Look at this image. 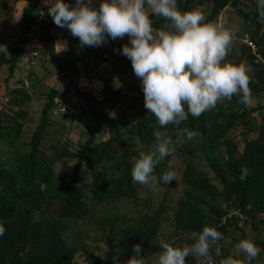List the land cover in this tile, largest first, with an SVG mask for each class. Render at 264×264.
<instances>
[{
	"label": "trees",
	"instance_id": "16d2710c",
	"mask_svg": "<svg viewBox=\"0 0 264 264\" xmlns=\"http://www.w3.org/2000/svg\"><path fill=\"white\" fill-rule=\"evenodd\" d=\"M64 2L70 6L75 4V0ZM203 4L210 7L205 21L214 23H218L223 10L233 7L243 18L248 29L246 32L257 42L264 56V33H261L264 21L258 16V0H177L178 9L182 12L195 11L197 5ZM39 8H46L44 0H28L22 10L16 39L8 52L0 51V67L8 66L9 78L13 76L24 54L30 51L34 33L32 26ZM149 14L154 28H161L167 22L151 12ZM38 28L41 53L58 64L61 77L67 82V91L74 89L77 95L86 100L95 124L90 137L78 151L58 141L48 143L46 135L51 124V113L60 96L59 89L52 87L36 129L28 141H23L28 148L18 151L13 167L0 161V224L6 229L0 237V264H76L74 259L78 247L69 244L66 239V232L72 222L85 219L97 205L112 204L124 197L138 199L139 183L133 182L131 177L132 158H138L141 151L147 154L152 150L154 133L157 131L172 140L184 139L181 145L183 151L194 157L201 153L214 174L211 177L204 172L194 157L186 162L182 179L187 188L177 200L174 213L176 233L183 235L191 245L195 242L191 238L192 233L202 231L204 226L214 227L222 236L230 237V244L221 239L210 249V256L215 258V249L220 244L218 264L229 256L244 259L243 253L234 255L231 252V248L241 239H250L258 248L264 249V239H253L244 229L250 225L258 234L262 233L261 227L264 226V102L249 108L238 103L239 97L234 96L231 101L225 99L218 102L214 109L198 118L189 115L178 126L170 123L161 127L154 114L145 111L140 78L137 77L129 86L133 93L128 96L122 86L108 77L104 79L103 88V94L108 98L98 99L80 88L83 59L77 56L75 50H71L67 57L57 50L56 30L63 28L58 27L48 13L40 19ZM112 44L110 50L103 44V50L115 54V47L119 46ZM86 48L95 61L103 58L97 56L90 46ZM232 49L239 64L244 63L254 69L249 74L252 94L264 95V63L256 61L250 47L243 41L236 40ZM31 99L32 95L26 87L9 90L6 101L9 114L0 109V138H5L12 145L19 144L24 128L22 120L28 114L26 104ZM126 101L129 108L139 109L136 121L131 123L97 110L98 104L110 102L117 106ZM254 112H258L256 117L252 115ZM102 125L110 126L112 135L107 140L96 142ZM239 127L243 129L244 135L242 149L239 142L229 136ZM185 128L200 135L189 140L186 134L181 135ZM194 141L197 145H193ZM113 143H117L118 150ZM64 159L75 160L73 167L58 172L56 165ZM170 159V155L164 157L150 175L159 186L177 188L179 182L176 179L169 184L162 181L164 172L176 170ZM245 167L249 175L242 181L241 169ZM85 168L93 181L90 192L80 187ZM232 209H239L246 218L240 220L235 215L228 217ZM166 210V203L162 202L156 210L144 213L137 219L114 215L102 220L107 246L104 258L87 250L88 261L91 264H116L120 251L132 257L133 245L140 244L146 264L150 254L161 250L154 241L160 235ZM237 233H241L242 237L237 236ZM223 242L225 245H222ZM260 257L261 251L251 264H258ZM207 260H204L205 264ZM185 264H199V260L191 254L185 258Z\"/></svg>",
	"mask_w": 264,
	"mask_h": 264
},
{
	"label": "clouds",
	"instance_id": "9594fccd",
	"mask_svg": "<svg viewBox=\"0 0 264 264\" xmlns=\"http://www.w3.org/2000/svg\"><path fill=\"white\" fill-rule=\"evenodd\" d=\"M48 15L60 28H67L73 37H78L82 46L99 47L112 40L130 38L122 46V54L131 60L135 75L142 81L145 108L154 114L161 127L170 123L180 125L188 116L199 117L214 109L218 102L231 101L238 96V103L248 105L252 92L249 87L250 73L254 69L244 63L225 62L235 37L222 23L206 22L198 11H180L177 0H101L99 8L92 0H75L70 6L64 0H44ZM164 18L161 28H154L150 14ZM258 16L264 21V0H258ZM66 42L58 45V52L66 51ZM187 109V111L185 110ZM193 140L200 134L187 128L181 135ZM155 143L149 153L141 151L133 157L131 177L141 185L150 183L154 167L171 155L173 141L157 131ZM249 175L245 167L240 179ZM176 178L174 171H166L162 181L169 184ZM0 224V237L5 234ZM195 242L189 247H174L161 240L162 251L158 264H185L191 254L210 257V249L223 239L230 244L231 238L224 237L214 227L204 226L202 231L193 232ZM235 248L244 254V259L232 256L220 264H251L260 249L250 239H241ZM133 256L126 264H145L140 244L133 245ZM216 255L220 249H215ZM207 264H213L209 258Z\"/></svg>",
	"mask_w": 264,
	"mask_h": 264
},
{
	"label": "rangeland",
	"instance_id": "374dc122",
	"mask_svg": "<svg viewBox=\"0 0 264 264\" xmlns=\"http://www.w3.org/2000/svg\"><path fill=\"white\" fill-rule=\"evenodd\" d=\"M27 2L28 0H0V51L4 50L8 52L9 46L16 39L22 10ZM146 10L149 13L151 12L149 8H146ZM209 10L208 4L197 5L195 9V11L202 13L204 17H206ZM218 23L224 24L230 30H235L236 36H242L248 31L243 18L231 6L221 12L218 17ZM261 33H264V28ZM32 36L30 50L34 54L30 59L24 57L18 63L12 77L9 78L7 65L0 67V109L2 108L4 113L9 114V105L6 104V101L10 89L26 87L32 95V99L26 104L28 114L22 120L24 128L19 144L12 145L5 138H0V161L8 167L15 165L16 154L19 150H26L28 148L27 145L23 144V141H28L36 129L46 97L52 87L59 89L60 96L57 99V106L51 113V124L48 127L46 135L48 143L58 141L61 144L67 145L70 149L78 151L90 137L95 124L93 117L89 114L86 100L82 96L77 95L74 89L67 91V82L62 79L58 64L53 62L49 56L41 53L40 40L34 33H32ZM129 40L130 38L127 35L123 39H107V43L104 44L107 50H110L113 46L112 42L119 46L115 47V54L103 50L102 46H90L97 56H103L102 59L95 61L90 50L80 44L79 38L73 37L67 28H63L57 33L56 47L58 50V45H63L66 42L67 50L60 52L67 57L71 50H75L77 56L83 59V71L79 77L81 90L98 99H107L108 96L103 94V88L104 79L108 77H111L113 82L122 86L126 95L131 96L133 93L129 86L136 80L137 76L134 73L131 60L125 58L122 54V46L125 44H129L130 46ZM235 41L234 39L225 62L238 65L239 63L236 61L237 56L234 55V50L232 49ZM116 55L122 57L117 58ZM263 102L264 95L252 94L251 102L247 107L251 108ZM97 110H103L108 116H117L130 123L136 121V114L139 112V109L129 108L128 101L120 103L117 106H113L110 102H106L104 105L98 104ZM145 111L148 112L147 109ZM257 113L254 112L252 115L256 117ZM242 131L243 129L239 127L229 135L239 142L240 149L243 148L244 143ZM111 135L112 128L102 125L101 131L97 134L96 142L107 140ZM172 141L173 143L170 147L174 149V152L170 155V161L176 168L175 179L179 182L178 187L165 188L159 186L157 180L150 175V183L148 185L139 184L138 199L124 197L112 204L97 205L85 219L73 221L71 227L66 232V239L69 244L78 247V253L74 259L76 264H91L87 258V250L93 252L97 257L104 258L107 246L104 241L102 220L114 215H126L127 217L137 219L144 213H151L153 210H156L162 202L166 203L167 210L163 216V227L160 235L154 243L160 245V241L163 240L174 247L191 246L184 239L183 235L176 233L174 213L177 208V200L183 196L187 188L186 183L182 179V170L186 162L192 160L194 156L183 151L181 145L185 142L184 139ZM113 145L117 150L119 149L117 143H113ZM193 145H197V142L194 141ZM136 147L138 148L139 145ZM194 161L204 172L214 177L213 172L207 166L201 153H198L194 157ZM74 162L75 160L73 159H64L56 165V169L58 172L71 169ZM92 183V178L85 168L83 178L80 181V187L86 192H90L89 188ZM261 228L262 233L258 234L252 230L250 225L245 226L244 229L251 238L260 237L264 239V226ZM237 236L242 237V234L237 233ZM222 245H225V243L223 242ZM259 249L261 257L258 260V264H264V249ZM161 251L162 249L150 254L146 258V264H158ZM231 252L234 255L240 254L237 252L235 245L231 248ZM194 255L199 260V264H205L204 260L206 258L203 259L196 254ZM130 258L120 251L119 256L116 258V264H126ZM209 258L214 259L211 256L207 259Z\"/></svg>",
	"mask_w": 264,
	"mask_h": 264
},
{
	"label": "built area",
	"instance_id": "2783aa9c",
	"mask_svg": "<svg viewBox=\"0 0 264 264\" xmlns=\"http://www.w3.org/2000/svg\"><path fill=\"white\" fill-rule=\"evenodd\" d=\"M93 2V6L96 7L97 9L99 8V4L101 2V0H92ZM48 13V9L46 8H39L37 11V18L35 21V24L32 26V29L34 31L35 36L38 37L39 34V23H40V19L46 14ZM59 30H56V32L58 33ZM235 40H239V41H243L245 44H247L252 53L255 55L256 57V61H261L264 63V56L260 51L259 45L257 44V42L251 37L250 33L245 32L244 35L242 36H236L234 37ZM33 51H28L24 54L23 58L26 57L27 59H30L31 56L33 55ZM233 215H235L236 217H238L240 220H244L246 217L245 215L239 210V209H232L230 210V212L228 213V217H232ZM226 218L224 217V220ZM217 247L220 249V254L216 255V257L214 259H211L213 264H218V258L221 255V246L220 244H217Z\"/></svg>",
	"mask_w": 264,
	"mask_h": 264
},
{
	"label": "crops",
	"instance_id": "0c3cea01",
	"mask_svg": "<svg viewBox=\"0 0 264 264\" xmlns=\"http://www.w3.org/2000/svg\"><path fill=\"white\" fill-rule=\"evenodd\" d=\"M7 5V4H6ZM147 8V7H146Z\"/></svg>",
	"mask_w": 264,
	"mask_h": 264
}]
</instances>
